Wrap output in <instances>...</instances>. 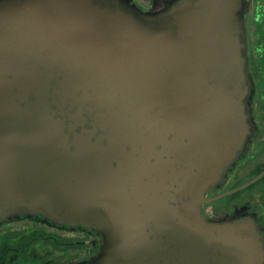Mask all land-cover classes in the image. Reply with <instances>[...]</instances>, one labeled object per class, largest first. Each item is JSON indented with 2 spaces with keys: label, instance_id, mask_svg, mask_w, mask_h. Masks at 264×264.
<instances>
[{
  "label": "water",
  "instance_id": "obj_1",
  "mask_svg": "<svg viewBox=\"0 0 264 264\" xmlns=\"http://www.w3.org/2000/svg\"><path fill=\"white\" fill-rule=\"evenodd\" d=\"M249 0H0V225L94 233L83 264H264L205 205L251 133ZM257 180V179H256Z\"/></svg>",
  "mask_w": 264,
  "mask_h": 264
},
{
  "label": "flooded vegetation",
  "instance_id": "obj_2",
  "mask_svg": "<svg viewBox=\"0 0 264 264\" xmlns=\"http://www.w3.org/2000/svg\"><path fill=\"white\" fill-rule=\"evenodd\" d=\"M131 1L139 10L155 13L168 8L177 0H145L144 6L142 4L137 5L133 0ZM245 19L247 69L250 86L249 110L251 133L241 157L229 170L222 184L216 190L210 192L209 197L212 198L221 195H217V193L225 187L223 194L230 193L244 186H235L233 183L235 177L238 175V170H235L236 165L241 164V166L246 167L252 164L253 169H251L250 173H255V175L245 185L254 182L241 190L225 196L224 198L230 200L223 208L213 206L210 209L209 206L211 203L205 205L203 214L212 221L251 218L257 223L264 242V39L259 38L264 37V0H249ZM222 185L224 186L221 188ZM253 188L254 190L251 195H241L246 190ZM21 220H28L35 225L41 226L40 228H33L31 231H24V234L22 233L23 236H19V238L13 237L9 243L6 241L2 242L0 244V264H6V261L9 264H18L20 257L31 249V245L28 244L29 242H26V239H23V242L20 241V239L26 238V235L29 237L35 235V237H40L44 242L46 241L45 243L47 245L50 244L51 250L61 255H58L57 260L59 262L56 261L57 264H83L96 253L100 245L99 238L92 232L80 228L71 229L68 227L54 226L39 218H17L4 222L2 225ZM62 233H77L82 234L83 237H89L88 248L89 246L90 248L85 253L86 241L83 238L81 241L74 242L72 238L62 237ZM82 251L83 253H81Z\"/></svg>",
  "mask_w": 264,
  "mask_h": 264
},
{
  "label": "rangeland",
  "instance_id": "obj_3",
  "mask_svg": "<svg viewBox=\"0 0 264 264\" xmlns=\"http://www.w3.org/2000/svg\"><path fill=\"white\" fill-rule=\"evenodd\" d=\"M135 3H137V5L139 4H144L145 5V0H133ZM143 5V6H144ZM147 7V6H145ZM143 11V10H142ZM263 33V32H262ZM256 38V37H255ZM260 39H264V37H259ZM260 39H258L260 41ZM251 169H253V165H247L246 167H243L240 165H236L235 170L238 172V175L235 177L234 180V185L235 186H239V185H245L246 183H248V181H250V179L252 177H254L255 173H250ZM224 185L221 186V188ZM226 188V187H225ZM225 188H223L222 190H219L218 194H223V192L225 191ZM253 189H248L245 192H243L241 195L245 196V195H251ZM216 192V191H215ZM230 199H226V198H222L219 199L217 201H215L214 203H211V205L209 206V208L211 209V207L215 206L218 208H223L224 206H226L229 203ZM207 208V209H209ZM41 225H35L30 221H16L13 223H9V224H4L0 227V244L2 242H7L9 243L11 238L15 237V238H19V236H23V232L24 231H31L33 230V228H40ZM35 232V231H34ZM23 233V234H22ZM62 237H69L72 238L73 241H81V239L83 238V240L86 241L85 244V253L86 251H88V243H89V237H83L82 234H68V233H62L61 234ZM26 239V242H29L28 244L31 245V249H29L28 251H26L22 257H20V260L18 262V264H57L56 261L58 258V255L61 256L60 254H58V252L56 251H52L51 250V245L47 243H45L40 237H35V235H33V237H29L28 235H26V238H22L20 239L21 242H23ZM71 239V240H72ZM83 253V251L81 252ZM68 254V253H66ZM59 262V261H58ZM6 264H9V262L6 261ZM59 264V263H58Z\"/></svg>",
  "mask_w": 264,
  "mask_h": 264
},
{
  "label": "trees",
  "instance_id": "obj_4",
  "mask_svg": "<svg viewBox=\"0 0 264 264\" xmlns=\"http://www.w3.org/2000/svg\"><path fill=\"white\" fill-rule=\"evenodd\" d=\"M40 220H42L41 218H39Z\"/></svg>",
  "mask_w": 264,
  "mask_h": 264
}]
</instances>
